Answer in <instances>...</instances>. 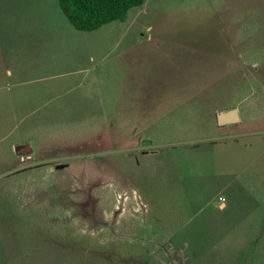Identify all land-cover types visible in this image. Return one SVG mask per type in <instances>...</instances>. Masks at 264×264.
Instances as JSON below:
<instances>
[{"label":"rangeland","instance_id":"rangeland-1","mask_svg":"<svg viewBox=\"0 0 264 264\" xmlns=\"http://www.w3.org/2000/svg\"><path fill=\"white\" fill-rule=\"evenodd\" d=\"M146 1L132 19L165 15L178 23L166 32L177 41L224 39L228 74L206 103L211 116L239 111L237 133L225 140L248 142L256 133L251 141L263 146L264 0H194L203 14L169 12L181 0ZM1 19L32 40L60 34L78 55L95 44L106 53L113 40L108 28L74 30L58 0H0ZM15 46L9 60L23 74L66 73L84 62L66 53L55 67L51 54L39 58L31 43L26 63L24 44ZM67 87L62 108L45 107L44 117L36 113L0 133V264H264V181L240 188L233 179V160L241 153L246 163L247 151H176L174 141L151 139L152 130L150 139H110L104 125L72 123L79 96Z\"/></svg>","mask_w":264,"mask_h":264},{"label":"crops","instance_id":"crops-1","mask_svg":"<svg viewBox=\"0 0 264 264\" xmlns=\"http://www.w3.org/2000/svg\"><path fill=\"white\" fill-rule=\"evenodd\" d=\"M199 3L181 0L169 12L176 13L182 8L188 11L189 7L203 14L204 4ZM146 4L145 0L142 6L130 9L124 21L83 32L95 33L108 28L106 33L113 40L106 53H97L95 44L93 49L88 45L84 55H78L77 46L67 44L65 40L62 42L60 34H53L50 42L44 40L45 37L32 40V33H27L24 27H20L19 32L10 20L1 19L0 133L4 131L5 125H16L36 113L44 117L42 110L45 107L51 105L62 108L59 99L63 98L67 86L72 84L74 88L69 90L79 96L74 104L78 111H75L77 114L72 123L104 125L106 137L122 141L150 139L148 133L152 130L151 139L168 143L174 141L171 149L176 151H247L249 158L246 163L242 164V159H239L241 153L238 159L233 160L234 182L240 188L246 182L253 187H261L260 183L264 181V144L262 146L257 140L251 141L250 137L256 133L248 137V142L225 140L237 133L239 111L236 109L239 118L237 123L220 126L216 114L234 108H223L211 116L210 104L206 103L205 95L217 89L228 74L224 39L205 37L201 43L186 39L177 41L172 34L166 35V32L169 33V29L178 23L174 20L167 22L168 18L164 14L160 20L148 23L131 18L135 11L141 12ZM173 15H169V19ZM3 25L4 30H1ZM4 31L11 32L10 37ZM16 33L23 37L17 38ZM18 41L24 44L20 53H28L26 63L32 59L30 55L33 50L31 46L28 47L31 43L39 58L51 54L50 60L55 67L67 54L71 56L72 52H75L74 58L83 56L84 62L79 69L74 68L66 73L39 76L27 72L23 74L9 60L11 55L18 52L15 46ZM60 43L63 47H60ZM71 76L74 78L70 82L68 78ZM65 80L69 84L66 85ZM86 108L89 110L86 111ZM58 120L40 121L58 123ZM203 124L205 126L201 128ZM196 139L203 143H194ZM257 148L259 150L255 151Z\"/></svg>","mask_w":264,"mask_h":264},{"label":"trees","instance_id":"trees-1","mask_svg":"<svg viewBox=\"0 0 264 264\" xmlns=\"http://www.w3.org/2000/svg\"><path fill=\"white\" fill-rule=\"evenodd\" d=\"M145 0H58L68 23L77 31L91 32L112 22L126 19L130 9Z\"/></svg>","mask_w":264,"mask_h":264},{"label":"water","instance_id":"water-1","mask_svg":"<svg viewBox=\"0 0 264 264\" xmlns=\"http://www.w3.org/2000/svg\"><path fill=\"white\" fill-rule=\"evenodd\" d=\"M216 121L217 124L220 126L228 125V124H235L239 121L238 112L236 109H230L228 111H221L216 114ZM22 146L15 147V151H19L22 149Z\"/></svg>","mask_w":264,"mask_h":264}]
</instances>
